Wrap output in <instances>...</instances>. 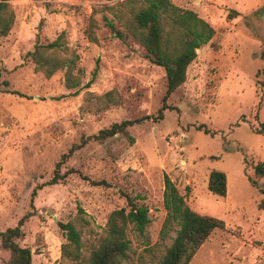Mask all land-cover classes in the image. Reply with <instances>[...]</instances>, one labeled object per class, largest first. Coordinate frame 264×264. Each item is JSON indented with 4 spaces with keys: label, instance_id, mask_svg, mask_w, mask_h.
Returning a JSON list of instances; mask_svg holds the SVG:
<instances>
[{
    "label": "rangeland",
    "instance_id": "rangeland-1",
    "mask_svg": "<svg viewBox=\"0 0 264 264\" xmlns=\"http://www.w3.org/2000/svg\"><path fill=\"white\" fill-rule=\"evenodd\" d=\"M7 1L15 24L0 36V231L29 215L17 243L33 264H89L111 214L130 210L131 199L150 223L144 235L129 226L124 264H160L179 229L161 239L167 175L190 208L226 224L190 264H264V179L259 188L250 182L264 161V0H170L216 30L168 100L174 110L78 147L57 184L56 166L73 147L113 124L158 115L166 71L122 24L128 0ZM62 33L58 57L75 60L78 88H67V68L47 77L28 57ZM212 172L226 174L225 197L209 190ZM67 223L80 232L78 258L63 254ZM9 258L0 241V264Z\"/></svg>",
    "mask_w": 264,
    "mask_h": 264
},
{
    "label": "trees",
    "instance_id": "trees-1",
    "mask_svg": "<svg viewBox=\"0 0 264 264\" xmlns=\"http://www.w3.org/2000/svg\"><path fill=\"white\" fill-rule=\"evenodd\" d=\"M124 7L128 9V12L120 11V16L125 29L146 49L150 60L166 71L167 91L163 98V106L156 116H145L140 119L113 124L111 127L99 131L98 134L88 137L81 145L73 147L57 164L56 175L51 184H57L67 176L68 173L64 175L59 173L62 163L86 142L91 140L104 141L125 133L130 127L146 121L159 122L163 120L167 110H174V107L168 104V100L185 84L187 69L197 58V49H201L209 43L213 45L212 41L216 35L214 27L195 12L182 10L170 0H128ZM14 24L15 15L10 10L8 1L1 0L0 36L9 35ZM109 24L113 27L111 23ZM118 35L122 37L123 33L119 32ZM64 38L65 33H62L53 42L38 43L35 50L28 53V57L36 68L43 71L47 77L53 76L58 70L67 68L66 86L68 89H74L79 86V82L71 74L75 60L66 61L58 57L59 52L65 49ZM78 94L79 90L75 92V95ZM207 132L209 131L207 130ZM258 134H264V123ZM253 170L255 179L250 178V182L253 187L259 188V181L264 179V161H258ZM164 181V208L167 211V216L160 233L161 239L167 240L176 226L179 229L160 264H190L211 235L216 230H224L226 224L222 219L194 211L187 204L185 197L180 194L170 177L165 175ZM94 184L97 185L98 183ZM208 188L212 193L225 197L227 195L226 174L212 172ZM259 189L264 194V189ZM128 203L130 210L121 208L111 214L107 235L99 247L93 251L89 264H124L130 251L129 226L133 225L134 231L139 235L145 234L150 223L148 209L137 206L131 199H128ZM260 208L264 209V201L260 203ZM28 218L29 215L23 217L16 227L0 231L1 245L10 252V258L6 264H33L31 250L27 247H21L17 243V240L24 236L22 227ZM61 227L69 241L63 247L64 256L70 258L75 251L74 257L78 258L81 248L80 232L72 223L62 224ZM70 247H73L74 250H70Z\"/></svg>",
    "mask_w": 264,
    "mask_h": 264
},
{
    "label": "water",
    "instance_id": "water-1",
    "mask_svg": "<svg viewBox=\"0 0 264 264\" xmlns=\"http://www.w3.org/2000/svg\"><path fill=\"white\" fill-rule=\"evenodd\" d=\"M199 51V49H197V51L196 52H198Z\"/></svg>",
    "mask_w": 264,
    "mask_h": 264
}]
</instances>
